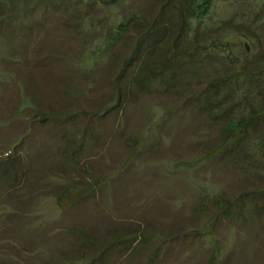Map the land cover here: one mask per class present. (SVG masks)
Masks as SVG:
<instances>
[{
	"label": "rangeland",
	"instance_id": "1",
	"mask_svg": "<svg viewBox=\"0 0 264 264\" xmlns=\"http://www.w3.org/2000/svg\"><path fill=\"white\" fill-rule=\"evenodd\" d=\"M110 1L0 0V86H13L11 70L34 60L54 86L50 93L35 79L36 93L100 107L86 113L96 131L87 148L99 151L87 159L92 164L79 165L87 171L55 177L58 189L69 182L49 205L63 212L44 220L35 206L46 173L18 171L15 163L31 97L22 92V102L9 105L0 91V178L8 195L32 203L28 212L27 204L0 205V264H136L139 252L141 264H163L161 245L172 237L162 232L174 231L158 221V233L152 220L184 218L193 190V215L213 217L205 230L211 236L227 210L246 205L244 196L264 210V0H211L201 20V0ZM81 120L74 126L85 135ZM109 124L118 140L107 139ZM76 154L66 150L63 159ZM254 225L262 243L253 251L262 254L264 226H242ZM194 229L180 244L206 264L210 246ZM145 243L153 244L150 253Z\"/></svg>",
	"mask_w": 264,
	"mask_h": 264
},
{
	"label": "crops",
	"instance_id": "2",
	"mask_svg": "<svg viewBox=\"0 0 264 264\" xmlns=\"http://www.w3.org/2000/svg\"><path fill=\"white\" fill-rule=\"evenodd\" d=\"M33 61L34 60H32L31 62V68L24 66L11 70L13 72V78L9 79L8 84L15 83L14 85L17 86L16 91L14 89V85H4V87L2 86V83L0 86V91L1 95L5 97V100H11L8 103L9 105L13 104L14 98H17L19 100V105L22 102L20 98V94L22 92L25 95L31 97L28 99V101L30 102V107L25 108L23 113L28 110H30V113H33L29 118L23 119V121L19 122V125L22 126L23 133H25L24 135L19 136L21 141L18 144L15 163H18V165H20L18 166V171H37L40 173V178H44V174L41 173H46L47 181L44 186V194L43 197L39 198L40 208L35 206L38 211L40 210L39 215L37 216L44 220L52 218L58 219L60 217L59 214H62L63 210L57 207H55L54 209L53 207H49V205L55 202V197H58L59 195L64 193V187L69 182L64 181L63 183H58L60 185L63 184L61 186L59 185V192L57 184L53 186L54 184L52 181L55 179V177H60L61 180L68 178L71 179L72 173L88 170V167L80 168V164L85 166L88 164H92L88 162L87 159L90 156H94L96 151L99 150L97 148L95 149L94 146H92L93 150H89L87 148V144H93L92 140L95 139L94 135L96 134V131H94V129H88L87 124L89 123V120L92 118L94 119V117H89L86 113L91 112L97 114L100 107L93 106L94 103L90 99H86L89 102V105H87L86 101L81 104H78V102L74 104V99L71 95H64L61 100H58L54 96L55 93H52L53 97L46 96L41 91L36 93V90L34 89V87L36 86L35 79L38 81L40 86H47L50 93L53 92L54 86H52L51 80L44 73L42 67L37 65V63H34ZM10 81L11 83H9ZM75 112L79 113L77 116L73 115V118L62 116L67 113L73 114ZM75 120H81V127L83 129H86L87 131L85 135H80L77 127L74 126V123L77 122ZM102 125L103 123L101 124V126ZM109 128L110 129H107L106 134L108 135L107 139L114 136L118 140V135H111L110 124ZM88 130H90L91 135L87 134ZM66 150L77 153L74 157H70V160H68L67 162H65V160L63 159V157H67L63 155ZM36 155L40 156L37 157ZM55 156H57L58 158L55 159ZM97 156L99 155L97 154ZM119 158L120 157L118 156H114V158H111L114 163L111 164L110 161H107V164L114 168L116 167V165H119ZM44 160L46 162H44ZM30 161H35V163H30ZM19 162H21L22 164H19ZM104 162H106V160H103V163ZM54 173H61V175H56ZM259 182L262 181L257 180L255 183ZM8 187H10L8 180L0 178V205L5 206L14 203L27 204L29 205L28 207H26V211L28 212L32 204L29 203V198L24 197L22 199H16L15 197L8 195ZM240 189L242 190L241 194L244 193L243 188ZM236 190L237 189L232 191L230 189H227V191L231 192V194L235 193ZM190 192L187 196L189 204L186 207V212L183 213L184 218L170 221H166L164 219L152 220L153 224H156L157 226V228L156 226L154 227L155 230H158V233H160L159 229H161L159 228L158 221L164 225L165 222H171V226L174 231H171V233L169 232L168 228L165 231L163 230V232L161 231L163 234L166 233L165 236L170 235L172 237L168 240L169 243H167L166 245H161V248L164 247V256L168 252L166 254V256L168 257H164L165 260L162 262L163 264H196L194 260L196 258H199L200 256L191 255L190 252L193 250V247L191 245L182 246L179 241L181 237H184L183 240H188L191 234V227L195 228L194 230L198 235H202V243L206 242L210 246L211 251L209 253L211 254L206 264H264V246L259 247L260 249H263L262 254L253 251L257 250V247H254V244L258 243L259 245L260 243H262L259 239L260 235L258 236L257 234V228H259L260 231V226L256 227V225H254L253 228L250 226L248 230H245V226H242L244 223L246 224V226L249 225L251 221H260L261 225L264 226V210L260 208L255 209V201L257 199L244 196L243 201L246 203V205L243 208H240L241 211L235 213L233 209L230 208V210H227L226 212L224 211L225 213L228 212L227 216L224 219L222 218L220 220V223H216L214 225L215 232L210 231L214 236H211L208 231L205 230L212 224L213 217L202 212L198 213V216L201 217L200 219H196V217H194L193 211L195 209V206L193 207V204L195 202V195L196 193H198V191L193 190V192ZM60 200L61 199H59V202ZM42 212H45V216ZM27 215L30 217L31 214ZM33 217H35V215ZM2 218L5 219L6 216ZM83 218H86V220H88L87 216L82 215V219ZM184 222L186 226L183 225ZM191 222L196 224L198 222L200 223L199 225H196L198 227H194L195 224L191 225ZM233 231L239 232L240 234L243 233L244 236L241 238L239 236L238 238L234 239L230 234ZM177 234L179 235L178 237L176 236ZM233 240H236V243L235 245L230 246L231 244H233ZM243 240H247V243H240V241ZM215 242H217V246L216 244H214ZM151 243L144 244V248L146 249L147 253H150L153 250V244ZM216 249H219V251L222 253V259L220 260V262H218V258L215 254ZM138 254L136 264H141V257ZM174 259H176V263L170 262Z\"/></svg>",
	"mask_w": 264,
	"mask_h": 264
},
{
	"label": "trees",
	"instance_id": "3",
	"mask_svg": "<svg viewBox=\"0 0 264 264\" xmlns=\"http://www.w3.org/2000/svg\"><path fill=\"white\" fill-rule=\"evenodd\" d=\"M115 2V0H111L110 3ZM211 5V0H201L197 5H196V13L195 17L198 20H201L204 18V16L208 13Z\"/></svg>",
	"mask_w": 264,
	"mask_h": 264
}]
</instances>
